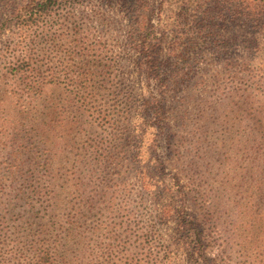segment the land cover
I'll use <instances>...</instances> for the list:
<instances>
[{
	"label": "rangeland",
	"instance_id": "1",
	"mask_svg": "<svg viewBox=\"0 0 264 264\" xmlns=\"http://www.w3.org/2000/svg\"><path fill=\"white\" fill-rule=\"evenodd\" d=\"M161 1L147 0L149 31L194 1L202 8H189L191 25L207 9L215 34L163 96L168 128L141 118L158 83L124 45L118 0L67 5L19 47L0 50V264H194L176 214L163 225L157 190L136 181L157 159L158 179L175 175L193 190L188 209L209 235V258L264 264V46L256 51L253 40L264 29L246 24L244 0H168L160 15ZM27 59L30 72L8 71ZM174 241L167 258L148 257Z\"/></svg>",
	"mask_w": 264,
	"mask_h": 264
},
{
	"label": "trees",
	"instance_id": "2",
	"mask_svg": "<svg viewBox=\"0 0 264 264\" xmlns=\"http://www.w3.org/2000/svg\"><path fill=\"white\" fill-rule=\"evenodd\" d=\"M80 0H0V33L6 29H11V40L3 45L0 50L7 52V46L10 49L19 47L24 38L29 39L32 33L44 25V22L52 14L66 8L67 5L78 3ZM113 0H107L110 2ZM123 3V11L127 14L128 33L124 45H128L138 54L137 63L144 78L154 79L158 83L159 95L150 96L141 110V118L144 123L151 122L150 127L157 131L163 126L168 128L164 121L165 116V93L170 86L177 87L187 79L186 67L191 69L195 62V57L201 52V46L205 42H215L211 28V18L207 9L203 11L194 21V27L191 25V16L188 15L189 8L196 5L195 10L200 11L202 5L196 2L182 3L179 12L167 10L171 14L162 15L161 7L168 0H162L157 4L158 13L166 21L157 31H149L146 28L151 14V6L147 0H118ZM246 24L255 29L264 28L260 26L264 19V0H244L241 2ZM264 38V37H263ZM254 40V49L258 51L259 47L264 46V40L256 42ZM5 48V50H4ZM31 64L27 60H20L18 64H8V71L13 74L24 75V71L30 72ZM151 114V115H150ZM145 125V124H144ZM156 137V136H155ZM134 138H136L134 136ZM131 143V140H129ZM134 139L133 147L136 148ZM164 168V163L157 159L150 171L140 169L138 175H135L140 190L146 192V189L155 188L157 191L152 195L158 194L159 216L158 219L163 224L169 220L167 214L173 211L176 214L174 221L177 226L175 235L184 238L179 246L183 245L182 251L194 264H218L215 259L206 255L207 247L204 238H209L206 234L203 224L198 220V213L192 212L188 208V197L193 190L186 191L185 186L175 175L167 181L158 179L156 171ZM139 169V168H138ZM158 179V180H155ZM164 197L166 200L160 201ZM229 201V197L226 198ZM238 207V205H237ZM182 212L183 215H182ZM163 224V225H164ZM178 237V238H179ZM176 242H171L168 246L159 245L156 252L147 253L148 257L156 259L159 254H164L167 258L172 252V246ZM179 250V249H177Z\"/></svg>",
	"mask_w": 264,
	"mask_h": 264
}]
</instances>
